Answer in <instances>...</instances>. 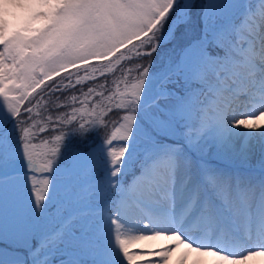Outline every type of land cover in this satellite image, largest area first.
Instances as JSON below:
<instances>
[{"label":"snow or ice","instance_id":"snow-or-ice-1","mask_svg":"<svg viewBox=\"0 0 264 264\" xmlns=\"http://www.w3.org/2000/svg\"><path fill=\"white\" fill-rule=\"evenodd\" d=\"M154 53L72 95L37 151L21 108L46 81ZM261 117L264 0H0V264H136L130 247L161 238L175 246L150 264L181 245L264 264Z\"/></svg>","mask_w":264,"mask_h":264},{"label":"rangeland","instance_id":"rangeland-1","mask_svg":"<svg viewBox=\"0 0 264 264\" xmlns=\"http://www.w3.org/2000/svg\"><path fill=\"white\" fill-rule=\"evenodd\" d=\"M11 7L8 8V12L9 15L7 18L9 19L10 23H15L16 19L15 17L12 15V13H20L23 10L22 9H16V8H12L14 9V11L10 10ZM169 47H171V45H169ZM134 58V56H133ZM132 58V59H133ZM114 59V58H113ZM149 59L153 60L154 62L157 60V56L154 53L152 57L147 58L146 60L143 61H135L132 62V65H128L126 68H124L123 70L127 69V68H132L133 71L128 74V78L129 81H131L136 75H137V71L135 70V65L137 63H141V64H147ZM125 61V60H124ZM99 63L98 61H92L90 62L89 66H83L81 65L80 67L83 69L84 67H90L91 65H95ZM103 63H108L107 61H104ZM122 70V74H121V78L124 74V71ZM69 73H72V83L74 84L77 76H83L85 75V72L82 70L79 73L76 72V69H69L68 72H61V74L59 76H56V80L54 78V84H57L58 81H63V83H68L67 79H65L66 77H68ZM97 77L99 76V73H97ZM52 87V86H51ZM49 87V88H51ZM121 89H123L124 85L120 84ZM38 105L35 104V101L33 102V104H31L28 107H33V110H35L37 108ZM74 107H81L80 103L74 104ZM89 107H91V104H89ZM27 108V107H26ZM71 108H67L65 111L60 112L58 111L55 115H53L52 120L49 121L48 116H42V118H36L35 122H36V127L34 129H32L33 132L36 133V136L33 139V143L37 144L38 148L37 151H43L45 150L42 146L44 144V141L47 140L49 141L47 147L51 148L54 146L53 142H52V138L54 137V135L58 134L59 132V128L56 126L55 124V118L58 115H61L65 112H69ZM22 112H25L24 109H22ZM261 123H264V117H261ZM32 123V122H31ZM30 123V124H31ZM40 127H45L47 129V131L41 133L39 132V128ZM56 129V131H53V129ZM243 130V129H241ZM104 133V129L101 130V135H103ZM115 143V142H114ZM61 151L63 152L64 149L62 147ZM63 159H59L57 161V163H63ZM45 174V175H44ZM47 173H42V172H37L35 173V175L39 176V178L41 179L43 176H46ZM29 187H31V183L29 181ZM133 223H135V221H133ZM165 246H175V242L168 240V239H157V240H153V241H140L137 243L136 247H130V251H135V252H140V253H144V255L141 256L140 259H138L136 261V264H150V262L156 261L159 262L161 260V257L155 255L156 252H159L162 250L163 247ZM183 252V253H182ZM189 250L184 246L181 245L179 248H176V250L174 251V253L170 254V257L168 259V264H193L191 258H189ZM205 256L203 264H217L218 261V257L213 256L211 253L205 254L203 255ZM260 264L259 258L256 261H250L249 264ZM126 264V262H125Z\"/></svg>","mask_w":264,"mask_h":264},{"label":"trees","instance_id":"trees-1","mask_svg":"<svg viewBox=\"0 0 264 264\" xmlns=\"http://www.w3.org/2000/svg\"><path fill=\"white\" fill-rule=\"evenodd\" d=\"M10 10L14 11V9L12 8H10ZM7 19L9 20L10 18H7ZM165 27H167V25ZM147 58L149 57H145V56L135 57L134 56V58L131 60L122 61L121 64L116 67V70L114 72L106 74V76H103V77L100 76L98 77L97 80H89L83 84L76 85L75 87H70V88L61 87V91L51 92L49 90L50 89L49 87L56 85L53 83L56 80L55 78L56 76H55L54 77L55 80L53 78L50 81H46L45 85H42L41 88L37 89L36 92L33 93L32 96H30L27 101H25V104L21 108V119H25L27 123L30 124L31 122L35 121V119L38 117L39 118H42V116L53 117V115H55L58 111L63 112L67 108L74 107V105L72 104L70 100V97L75 94L80 99H83V96L81 95V93L82 91L86 92L89 86H95L101 83H105L107 88L111 90L114 88L113 80L121 79L122 70L124 68H126L128 65H132V62L143 61V60H146ZM60 82L61 81H58V83ZM96 90L100 91L101 89L97 88ZM107 94L108 92L106 91L105 95ZM98 100H100V97H95V101H98ZM34 101H35V104L38 106L35 110H33L31 114L27 112H22V109H25L26 107L30 106L31 104H33ZM65 102L67 103V107L58 106L61 103H65ZM78 103H79V100H78ZM29 115H31V120H27ZM115 118H116L115 113H109V116L105 117L106 120H111ZM107 131H110V128L104 129V133ZM46 175H49V174H46ZM36 177H37V180L40 179L39 176L36 175ZM118 178L119 177L113 178V179H118ZM128 179H131V177H128Z\"/></svg>","mask_w":264,"mask_h":264},{"label":"bare ground","instance_id":"bare-ground-1","mask_svg":"<svg viewBox=\"0 0 264 264\" xmlns=\"http://www.w3.org/2000/svg\"><path fill=\"white\" fill-rule=\"evenodd\" d=\"M172 253H174V252H172ZM188 254H189V258H191L193 264H203L205 256H203V255L201 256V255H198L197 253H193V252H190Z\"/></svg>","mask_w":264,"mask_h":264}]
</instances>
